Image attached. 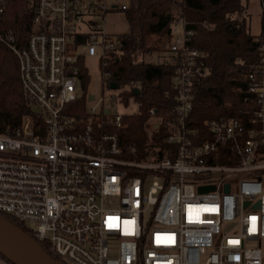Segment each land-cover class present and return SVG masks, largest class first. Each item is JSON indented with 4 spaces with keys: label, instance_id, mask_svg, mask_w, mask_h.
<instances>
[{
    "label": "built area",
    "instance_id": "built-area-1",
    "mask_svg": "<svg viewBox=\"0 0 264 264\" xmlns=\"http://www.w3.org/2000/svg\"><path fill=\"white\" fill-rule=\"evenodd\" d=\"M4 6L0 0V13ZM124 7L111 0H34L25 45L10 31L0 33L42 122L35 127L24 115L14 134L0 133V214L28 227L62 264H264V13L260 56L244 74L248 108L207 120V135L198 139L188 115L193 88L207 72L190 22L172 11L175 21L157 45L175 67L169 147L161 155L160 146L147 144L137 154L105 130L106 123L120 127L123 114L75 104L84 61L79 47L88 55L101 49L106 77L119 42L101 20ZM148 113L157 128L156 109Z\"/></svg>",
    "mask_w": 264,
    "mask_h": 264
},
{
    "label": "trees",
    "instance_id": "trees-1",
    "mask_svg": "<svg viewBox=\"0 0 264 264\" xmlns=\"http://www.w3.org/2000/svg\"><path fill=\"white\" fill-rule=\"evenodd\" d=\"M248 1L128 0L121 10L129 30L118 35V56L107 58L105 68L109 74L102 80L108 87L110 82L116 83V88L121 89L120 99L126 102L132 98L137 103V111L123 115L120 127L106 123L105 130L117 133L122 146H133L137 154L143 153L147 144L160 146L161 155L169 147L165 139L176 104L175 67L165 61L145 62L141 56L156 48L159 38L170 31L175 21L173 10L194 29L193 42L202 50V63L207 72L193 88L188 126L197 131L198 139H203L207 135V120L231 117L238 108H248L250 95L244 92L247 86L244 74L260 56L259 34H251L247 22ZM33 14L34 0H5L0 13V33L10 31L18 45H25L33 28ZM201 21L206 22V27ZM151 36L157 38L151 42ZM80 79L81 86L85 87L88 72L83 65ZM86 97L83 91L75 101L80 111L85 108ZM150 107L156 109L160 118L157 128L149 124ZM24 115L32 118L35 127L42 123L41 114L22 90L15 54L0 41V133L14 134ZM229 161L221 158L218 162ZM3 215L35 237L24 224ZM41 245L58 259L47 243L42 241ZM0 258L12 264L2 254Z\"/></svg>",
    "mask_w": 264,
    "mask_h": 264
},
{
    "label": "rangeland",
    "instance_id": "rangeland-1",
    "mask_svg": "<svg viewBox=\"0 0 264 264\" xmlns=\"http://www.w3.org/2000/svg\"><path fill=\"white\" fill-rule=\"evenodd\" d=\"M114 4H126L128 0H111ZM247 22L249 31L253 35H257L261 29L262 15L264 13V4L260 0H249L247 3ZM101 25L104 31L108 34L117 36L121 33L129 30L128 23L126 21L124 12L120 9H114L108 11L103 19ZM157 37L151 36V42ZM160 39V38H159ZM156 45V44H155ZM159 47L152 49L149 52L144 53L141 56V60L145 62H160L164 61V51L158 50ZM79 51L84 53L83 66L88 72V80L85 87L78 84V95L80 96L83 91L86 95L91 94L93 99L85 100V106L100 110L101 108L108 109L110 113H120L123 115L131 114L137 111V103L129 98L126 102L120 99V88H110L103 83L101 68H100V56L102 51L99 47H96L94 55H88L85 51V46L79 47ZM85 88V89H83ZM111 96H114L113 98ZM156 118H150V121H155ZM149 133V132H148ZM229 229L226 227L225 230ZM263 256H264V244H262Z\"/></svg>",
    "mask_w": 264,
    "mask_h": 264
},
{
    "label": "water",
    "instance_id": "water-1",
    "mask_svg": "<svg viewBox=\"0 0 264 264\" xmlns=\"http://www.w3.org/2000/svg\"><path fill=\"white\" fill-rule=\"evenodd\" d=\"M110 88H116L110 82ZM135 91H137L135 89ZM89 99L92 95L89 94ZM247 201H245L246 204ZM258 206V202L254 207ZM0 254L12 264H62L50 255L32 236L0 214Z\"/></svg>",
    "mask_w": 264,
    "mask_h": 264
},
{
    "label": "crops",
    "instance_id": "crops-1",
    "mask_svg": "<svg viewBox=\"0 0 264 264\" xmlns=\"http://www.w3.org/2000/svg\"><path fill=\"white\" fill-rule=\"evenodd\" d=\"M0 264H7V263L0 258Z\"/></svg>",
    "mask_w": 264,
    "mask_h": 264
}]
</instances>
